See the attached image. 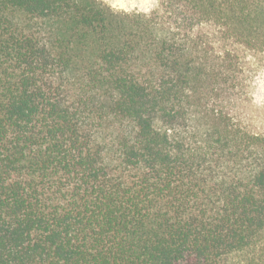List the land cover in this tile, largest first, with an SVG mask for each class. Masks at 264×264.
<instances>
[{"label": "trees", "instance_id": "obj_1", "mask_svg": "<svg viewBox=\"0 0 264 264\" xmlns=\"http://www.w3.org/2000/svg\"><path fill=\"white\" fill-rule=\"evenodd\" d=\"M250 53L264 0H0V264H264Z\"/></svg>", "mask_w": 264, "mask_h": 264}, {"label": "rangeland", "instance_id": "obj_2", "mask_svg": "<svg viewBox=\"0 0 264 264\" xmlns=\"http://www.w3.org/2000/svg\"><path fill=\"white\" fill-rule=\"evenodd\" d=\"M117 11L149 12L157 7L159 0H103ZM248 96L240 108L250 129L264 134V54L247 56Z\"/></svg>", "mask_w": 264, "mask_h": 264}]
</instances>
